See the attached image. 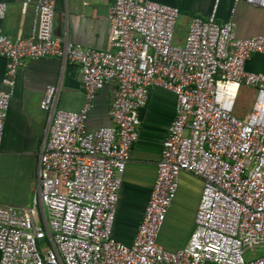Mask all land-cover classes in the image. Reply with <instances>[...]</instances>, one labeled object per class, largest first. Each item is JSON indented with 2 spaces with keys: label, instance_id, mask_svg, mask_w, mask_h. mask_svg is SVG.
Segmentation results:
<instances>
[{
  "label": "built area",
  "instance_id": "built-area-1",
  "mask_svg": "<svg viewBox=\"0 0 264 264\" xmlns=\"http://www.w3.org/2000/svg\"><path fill=\"white\" fill-rule=\"evenodd\" d=\"M57 1L36 0L26 37L12 38L0 25L7 88L0 89V150L16 76L27 59L78 65L85 96L78 111L58 109L59 87H46L38 191L27 207L0 206V264H264V74L246 68L254 54H264V36L238 38L235 22L219 23L215 7L207 18L192 17L184 44L177 45L178 7L112 0L111 48H84L55 36ZM245 1L264 9V0ZM6 11L0 0V22ZM109 83L116 86L112 123L89 130V112ZM154 86L175 95V117L143 219L127 245L113 227L140 136V110ZM242 87L255 93L244 118L235 115ZM182 173L201 179L202 191L187 244L170 251L158 238Z\"/></svg>",
  "mask_w": 264,
  "mask_h": 264
},
{
  "label": "crops",
  "instance_id": "crops-1",
  "mask_svg": "<svg viewBox=\"0 0 264 264\" xmlns=\"http://www.w3.org/2000/svg\"><path fill=\"white\" fill-rule=\"evenodd\" d=\"M3 1L7 4L6 16L0 22L3 32L12 38L28 36L35 17L36 0ZM148 1L176 6L181 10L177 27L181 25L182 31L174 39L177 45L184 44L192 17L207 18L215 7L219 23L235 22V35L238 38L264 36V9L252 6L245 0ZM25 2L28 5L24 10ZM111 4L112 0H58L54 20L55 36L84 48L109 50L108 12ZM246 68L264 74V54H254ZM5 71L6 60L0 56V89H7L2 83ZM48 85L59 87L58 109L78 111L84 104L78 65L55 57L25 61L16 76L0 150V161L8 160L15 164V185L25 187V196L8 201L0 199V206L23 208L31 203L35 179L38 184V158L47 138L48 113L40 108V102ZM115 90V84L109 83L98 92L88 115L89 130L111 125L109 110ZM175 108V95L154 86L150 89L147 105L140 110V136L126 164L113 227V236L124 244L133 242L143 219L156 180L163 142L175 117ZM201 191V179L182 173L176 198L158 238L160 246L173 251L187 244L194 229Z\"/></svg>",
  "mask_w": 264,
  "mask_h": 264
},
{
  "label": "rangeland",
  "instance_id": "rangeland-1",
  "mask_svg": "<svg viewBox=\"0 0 264 264\" xmlns=\"http://www.w3.org/2000/svg\"><path fill=\"white\" fill-rule=\"evenodd\" d=\"M182 31L181 25H178L176 29L177 37L180 32ZM255 93L253 90L242 87L239 96L237 99L236 107H235V115L240 118H244L248 115L249 111L251 110V105L254 101ZM15 164L9 163L8 160H1L0 161V199L13 200V199H20L25 196V187L16 186L15 185V176L16 174ZM33 187V186H31ZM38 191V184L37 180L35 179L34 187L32 188V197ZM31 204V203H30ZM6 206V205H4ZM184 225V222H182ZM177 231L178 228H177ZM246 259H249V252L244 255Z\"/></svg>",
  "mask_w": 264,
  "mask_h": 264
}]
</instances>
